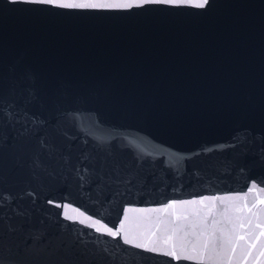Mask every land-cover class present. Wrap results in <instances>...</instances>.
<instances>
[{
	"label": "water",
	"instance_id": "95a60500",
	"mask_svg": "<svg viewBox=\"0 0 264 264\" xmlns=\"http://www.w3.org/2000/svg\"><path fill=\"white\" fill-rule=\"evenodd\" d=\"M62 2L132 6L0 0V264H264V0Z\"/></svg>",
	"mask_w": 264,
	"mask_h": 264
},
{
	"label": "snow or ice",
	"instance_id": "6c2138e0",
	"mask_svg": "<svg viewBox=\"0 0 264 264\" xmlns=\"http://www.w3.org/2000/svg\"><path fill=\"white\" fill-rule=\"evenodd\" d=\"M31 2L44 3V4H56L60 7L64 8H129L132 5L129 3H94V2H85V3H64L62 0H31ZM141 3H166V4H183L189 2V0H140ZM208 0H201V2L197 5L198 7H203ZM99 230V229H98ZM110 235L116 236L117 232H113L112 230H107ZM243 237H241L242 239ZM126 243H132L133 241L130 239H126ZM137 247H146L145 244H137ZM151 251H157L155 247L151 249ZM170 256H176L177 259L180 257L177 256L175 251H169L164 253ZM190 258V257H189Z\"/></svg>",
	"mask_w": 264,
	"mask_h": 264
}]
</instances>
